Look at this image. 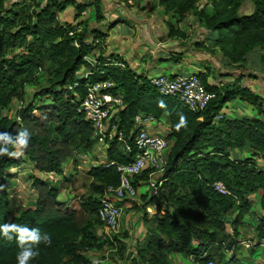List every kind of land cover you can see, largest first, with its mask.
<instances>
[{
	"label": "trees",
	"instance_id": "obj_1",
	"mask_svg": "<svg viewBox=\"0 0 264 264\" xmlns=\"http://www.w3.org/2000/svg\"><path fill=\"white\" fill-rule=\"evenodd\" d=\"M120 1L128 7L137 4L135 0ZM157 1L175 23L190 14L196 16L210 33L208 52L217 49L227 63L240 64L254 48L264 52V0H249L252 10L247 14L238 12L245 0H207L199 9L198 0ZM71 4L73 0H0V132L15 136L27 129L31 133L22 155L0 156V225L16 223L51 236V245L41 243L40 255L30 264H91L85 252L102 245L100 236L94 233L96 221L100 223L99 196L106 187L118 185L115 163L129 161L135 150L126 153L117 139L107 140L106 165L88 171L92 179L89 186L96 199L81 196L60 200L58 189L51 182L34 177L35 205L17 217L10 216L7 210L11 176L8 171L26 160L38 172L59 174L63 164L73 157L75 144L89 152L97 137L77 107L89 86L111 82L109 91L123 97L117 132L123 133L125 142L132 143L134 139L133 120L137 114L164 118L169 128L165 136L170 141L167 163L157 195L169 207L160 209L153 219L154 226L146 232L144 244L137 248L129 264H169L160 243L169 253H181L195 264L210 260L215 264H239L234 252L244 248L238 226L250 210L248 196L256 195L264 211V109L258 95L239 85V80L232 86L211 84L196 72L215 98L203 110L193 112L176 97L159 94L149 79L115 55H98L97 65L92 67L86 56L95 51V41L105 35L61 23L58 13ZM92 4L95 20L100 21L101 1L94 0ZM75 10L80 13L84 6L76 4ZM166 25L168 37H184L173 23ZM80 71L88 72L83 76ZM29 84L38 86L33 99L18 110L16 120L3 117L1 110L13 98H21L24 86ZM40 97L44 101L36 103ZM235 97L256 106L258 116L220 115L223 106ZM181 116L186 118V125L177 130ZM236 149L249 156L232 158L230 153ZM10 151L15 149L10 146ZM256 161H260L259 166ZM142 178H146V173ZM216 182L228 193L216 190ZM233 211L238 213L231 223L232 235L227 232L225 219ZM258 225L257 234L261 236L263 217ZM115 235L108 239L119 247L122 257L125 244L114 243ZM211 247L218 252L217 259L211 254ZM224 250L230 252V257ZM19 251L15 238L9 241L0 234V264H18Z\"/></svg>",
	"mask_w": 264,
	"mask_h": 264
},
{
	"label": "rangeland",
	"instance_id": "obj_2",
	"mask_svg": "<svg viewBox=\"0 0 264 264\" xmlns=\"http://www.w3.org/2000/svg\"><path fill=\"white\" fill-rule=\"evenodd\" d=\"M206 2L207 0H198L197 9L202 8V6ZM209 7L210 6H207L206 8L208 11L210 9ZM251 10V2L249 0H245L239 7L238 12L247 14L250 13ZM190 15H192L190 18L188 17L189 15L186 17L188 21L184 22V25L182 23V30H180V27L177 26L178 23H175V19L168 15V18L170 20L169 22L173 23L176 28L182 31L184 37H174L175 39L173 40H176V42H170L169 44V41L164 40V37L156 32L155 39L157 41L155 42V45L157 42L162 44L163 42H167L168 44H166V46H171L172 44L180 45L181 47H183V52H187L184 53V55H187L189 53L190 55H188L191 56V60L195 61L200 59L202 56H204L203 59L209 58L208 65H212L216 68L205 66V63H203L204 72H198L202 73L200 75H203L207 81H215L216 83V80L219 81L221 77L227 76L232 80H220V82L225 86H232L237 82V80H239V84L242 77L247 78V80L248 78H251L250 82L253 83V89L255 90L254 92L261 100L259 104H261L262 108L264 109V52L262 51V49L254 48L250 52H248L245 60L238 64L240 66L227 63L224 58H222L218 50L213 49L212 53L208 52V46L205 45V42L209 41V36L207 35L206 38H203V34L200 32V26H202V23L197 19L196 16L195 17L197 20H192V17L194 15ZM196 22H198L199 24H196ZM107 25L111 24L108 23ZM118 32L120 33L122 31ZM146 35V31L144 32V34L141 31H137V36H144L143 38L145 42H147L148 39V36ZM105 36L107 37V34ZM105 43L106 38L102 39V41L101 39L95 41V51L86 56V59H90L92 67H95L97 65L96 57L98 55L107 57V55L105 54L107 44ZM150 52L151 51L146 48L145 53L148 54L147 58L149 57V61H151ZM180 56L181 54H176L174 57L178 59ZM117 57L122 59L118 55ZM149 61L147 62L148 65L151 64V62ZM221 67H224V69L220 70ZM168 74L169 73H167V75ZM41 84L44 85V83ZM37 89V85H25L21 98H13L10 103L1 110V115L3 117H7L8 119L16 120L18 110L33 99V95L36 93ZM238 98L239 97H235L231 101L227 102L229 104L226 103L227 113H231L233 111L231 108L232 106L241 105L240 110L243 115L250 117L252 115L258 114L256 106L252 105L254 108H251L249 106L251 104L240 103V98ZM43 99L44 97L37 98L35 102L38 103L40 101H44ZM254 110L255 112L253 113ZM224 115L226 116V114ZM228 117L232 116L228 115ZM165 120L166 119L164 118L161 119V123L163 125H165ZM163 127L165 128V126ZM155 133L164 137L167 135L166 133L163 134V132L160 131H155ZM106 149L107 145L100 143L98 139L94 144H92L89 152H86L81 146L75 144L73 157L68 159L62 166V174L60 176H63V179H61L60 181L58 180L59 183L56 182V185L53 181L50 180L48 174H45L47 176H44L43 173L34 170L30 162L26 160H24V162L20 166L9 170L8 173L11 174V176L10 187L7 190L9 199L7 210L10 216L17 217L22 211L34 207L36 201V191L32 184L34 177L48 180L49 182H51V186L55 185L58 189V199L60 200L68 199L70 195L73 197L82 196L83 198L92 197L96 199L97 196L94 195L89 186L92 182V179L89 176L88 171L95 166L106 165ZM230 156L232 158L239 157L243 159L245 157H248L249 155L248 153L236 149L230 153ZM256 165L259 166L260 161L257 162ZM140 184V186H137L138 192L137 195L133 198L134 200H123L118 202L119 206L121 207V218L119 223V233L115 235V238L116 244L118 241L125 244V249L122 253V257L119 254V247L113 245L108 238V241L104 240V238L100 235V233H102L100 231L101 225L96 221L94 233L100 236L102 245L100 248H95L91 251L85 252V255L87 257L96 262L95 264H129V259L136 255L134 253L136 245L139 244L141 246L142 244H144L145 238H142L141 240H139V238L143 237L144 232H147L148 229L154 226L153 219L160 214V209L169 207L168 203H163L161 201V196H156V198L150 197L149 191H147L146 186L142 185V183ZM248 197L251 201L250 210L242 217V220L238 226V231L240 233V242H242L241 240L251 241L252 235L258 236V222L260 218H264L261 213L262 210L259 206L258 197L255 195H249ZM237 213V211H233V213L230 214V216L228 215V217L225 219L227 232L232 235L233 228L231 227V223L233 222V218ZM158 246L162 248V253L167 258L169 264H195L192 258L185 257L181 253H178V256H175L173 254L174 252L169 253L168 251H166L163 243H160ZM209 250L213 256H216L217 259L218 252L214 249V247H211ZM223 252L225 253L226 257H230L229 251L224 250ZM234 253L239 264H264V252L259 249L255 250L252 248L251 250L247 251L243 247H240L238 250H235ZM212 261L213 264H215V261Z\"/></svg>",
	"mask_w": 264,
	"mask_h": 264
},
{
	"label": "built area",
	"instance_id": "obj_3",
	"mask_svg": "<svg viewBox=\"0 0 264 264\" xmlns=\"http://www.w3.org/2000/svg\"><path fill=\"white\" fill-rule=\"evenodd\" d=\"M149 83L159 94L176 97L193 112L203 110L207 103L215 98V94L206 89L197 73L157 75L150 78ZM112 86L111 82L89 86L86 96L77 107V111L90 122L93 135L100 143L108 145L107 140L114 138L122 143L120 149L124 152L131 153L135 150L129 161L115 163L119 177L118 185L106 187L99 196L97 217L101 225L100 231L103 238L110 240L113 234L119 232L121 207L117 204L118 201L133 200L140 183L146 186L150 196L156 197L159 194L170 146L166 137L149 130L151 126H159L161 120L145 114H137L134 117V139L132 143L125 142L123 133L117 132L118 112L124 107L123 97L121 93L110 92ZM145 173L146 178H142ZM214 188L219 192L228 193L219 182L214 183ZM242 244L245 248L254 246L264 252V233ZM207 264H213V261L210 260Z\"/></svg>",
	"mask_w": 264,
	"mask_h": 264
},
{
	"label": "crops",
	"instance_id": "obj_4",
	"mask_svg": "<svg viewBox=\"0 0 264 264\" xmlns=\"http://www.w3.org/2000/svg\"><path fill=\"white\" fill-rule=\"evenodd\" d=\"M74 4L66 6V8L59 12L57 17L61 23H68L72 25H77L79 29H88V30H97V31H105L103 32L107 37H103L102 39L106 38V52L105 54L109 56L110 54L115 56H120L124 63L132 68L138 75H143L147 79L155 77L157 75L167 74L168 75H176V74H190L196 72H204L203 63L205 66H210L212 68H216L209 64V58L203 59L202 56L198 60H191V56L184 55L183 47L180 45L166 46L167 42L156 43L155 39L156 32H158L161 36L164 37V40L170 42H176L174 37H168V29L166 22H169V18L167 14L163 13V8L158 4L157 0H135L137 4L132 7H128L124 4V2L120 0H100L101 1V10H102V19L100 21L95 20V10L93 6L94 0H73ZM79 4L80 6H84V10L80 13H77L75 10V5ZM192 15H189L190 18ZM196 19L195 16L192 17V20ZM197 20V19H196ZM188 21L185 18L183 21L178 23L177 26L180 27L182 30V23ZM110 23L111 25H107ZM196 24H199L196 22ZM200 32L203 34V38H206L208 34L207 30L204 29L203 26H200ZM122 31V32H118ZM137 31L144 32L146 31V36H148L147 42L144 40V36L138 37ZM136 34V35H135ZM101 39V41H102ZM142 40V41H141ZM148 46H146V45ZM205 45L208 46L207 41ZM146 48H148L151 56V61H149V57L147 58L148 54L145 53ZM217 50V49H215ZM183 53V54H182ZM176 54H181V56L176 59L174 57ZM89 63H91L90 59H86ZM151 62V64H147V62ZM147 65V66H145ZM224 67H221L220 70H223ZM219 71V70H217ZM88 72V71H87ZM87 72L80 71V74L86 76ZM221 72V71H219ZM218 72V73H219ZM237 79V78H236ZM235 79V80H236ZM246 79V80H245ZM251 78L242 77L239 85L243 87H248L249 90L254 92L253 83L250 82ZM219 80V79H218ZM220 80L231 81L230 77H221ZM216 80L215 81H208L211 84L221 82ZM249 81V82H248ZM235 82V81H234ZM255 93V92H254ZM260 94V93H258ZM239 99V98H238ZM240 103H246L245 101H241ZM229 104V103H227ZM227 104L224 105L220 111V115L226 114V116H244L240 110L241 105L232 106V112L227 113ZM247 104V103H246ZM251 108H254L252 105H249ZM255 110L253 111V113ZM219 115V116H220ZM258 116V114L252 115ZM165 125L162 123L158 126H151L149 130L151 132L160 131L167 134L168 132V122L165 120ZM165 126V128L163 127ZM163 128V129H162ZM62 174H48L51 181L54 182L56 185L59 183L61 179H63ZM44 176H47L43 173ZM59 180V181H58ZM57 182V183H56ZM53 187H56V186ZM69 196V195H68ZM67 196V198H68ZM256 196V195H255ZM73 197V196H69ZM59 198V197H58ZM62 200V199H61ZM67 200V199H65ZM63 199V201H65ZM154 208V207H153ZM262 215L264 216V211H261ZM144 232L143 237H140L139 240L142 238L144 239L146 234ZM255 235H252L254 238ZM246 241V240H241ZM140 245H136V250ZM175 256H178V253H173ZM96 262L91 259V264H95Z\"/></svg>",
	"mask_w": 264,
	"mask_h": 264
},
{
	"label": "clouds",
	"instance_id": "obj_5",
	"mask_svg": "<svg viewBox=\"0 0 264 264\" xmlns=\"http://www.w3.org/2000/svg\"><path fill=\"white\" fill-rule=\"evenodd\" d=\"M186 125V118L181 116L177 130ZM31 133L27 129L19 131L15 136L9 132H0V156L18 157L28 148ZM10 146L15 151H10ZM0 234L7 239L15 238L20 251L17 254L18 264H30L39 255V245L44 243L50 246L52 238L48 233H41L38 228H29L16 223L0 225ZM15 234V235H13Z\"/></svg>",
	"mask_w": 264,
	"mask_h": 264
},
{
	"label": "bare ground",
	"instance_id": "obj_6",
	"mask_svg": "<svg viewBox=\"0 0 264 264\" xmlns=\"http://www.w3.org/2000/svg\"><path fill=\"white\" fill-rule=\"evenodd\" d=\"M150 197H154V196H150ZM133 200H134V199H133ZM126 201H131V200H126ZM118 202H119V201H118ZM118 202H117V204H118ZM120 218H121V217H120ZM118 233H119V232H118ZM118 233H117V234H118ZM100 235H101V233H100ZM101 236H102V235H101ZM114 243H116V242L114 241ZM251 247H254V246H251ZM251 247H250V248H245V247H244V248H245V249H252Z\"/></svg>",
	"mask_w": 264,
	"mask_h": 264
}]
</instances>
